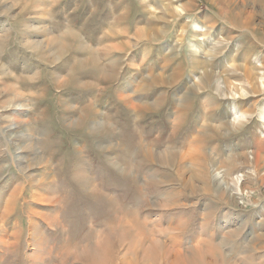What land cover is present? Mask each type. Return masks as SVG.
<instances>
[{"label": "rangeland", "instance_id": "1", "mask_svg": "<svg viewBox=\"0 0 264 264\" xmlns=\"http://www.w3.org/2000/svg\"><path fill=\"white\" fill-rule=\"evenodd\" d=\"M263 80L264 0H0V264H264Z\"/></svg>", "mask_w": 264, "mask_h": 264}, {"label": "bare ground", "instance_id": "2", "mask_svg": "<svg viewBox=\"0 0 264 264\" xmlns=\"http://www.w3.org/2000/svg\"><path fill=\"white\" fill-rule=\"evenodd\" d=\"M249 21V20H248ZM245 22V21H244ZM246 23V22H245ZM250 23V22H249ZM254 76V75H253ZM247 81L248 83L252 82V77L251 74L248 73L247 75ZM264 81V80H263ZM263 85V84H262ZM136 107V106H135ZM131 108V107H130ZM134 108V107H133ZM262 118L264 119V115L262 116ZM12 136V135H11ZM110 256H112L111 254L108 256L107 254H105L102 250L98 252H95V254H91L89 257L85 258L86 262H88V264H112V259L109 258Z\"/></svg>", "mask_w": 264, "mask_h": 264}]
</instances>
